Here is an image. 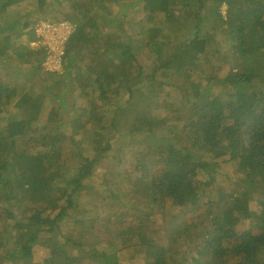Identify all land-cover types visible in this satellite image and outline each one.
I'll list each match as a JSON object with an SVG mask.
<instances>
[{"label": "trees", "instance_id": "1", "mask_svg": "<svg viewBox=\"0 0 264 264\" xmlns=\"http://www.w3.org/2000/svg\"><path fill=\"white\" fill-rule=\"evenodd\" d=\"M21 1L24 0H0V65L10 64L12 70L16 68L14 72L7 70L11 73L9 80L6 85L0 87V97L3 96L7 103L20 97L25 84L23 79L30 81L37 74L39 56L27 47L34 38L28 17L32 16L35 21L48 20L58 23L70 18L71 15V19L79 25L77 16L83 15L81 11L87 5L85 0H35L36 9L29 10L18 8ZM242 1L244 3L239 4L233 0H114L113 5L116 9L113 12L124 13L136 10L138 15L140 13L145 15L151 26L147 29L144 26H133L129 40L130 52L125 56L119 55L118 47L113 41L114 33L104 34L96 24L91 25V31L95 32L92 36L86 35L88 32H84V26L79 25L74 36L70 38L68 75L72 74L73 69L76 73L82 71L81 66L88 64L83 49L92 38L100 41L103 39L106 42L103 43L104 52L108 51L111 56L119 55V59L125 61L123 67L128 69L129 77L132 78L129 79V84L120 78L119 85L126 93L129 92L132 102L130 108L134 110L136 108V114L131 119L133 122L131 127L136 132L148 131L149 139L154 140L152 121L142 118L149 112L140 110L138 106L140 100L151 91L159 93L157 87L161 86L160 84L171 87V91L162 96L166 100L165 104L179 116L174 115L171 118L169 123L173 125H162V128L167 126L170 142L166 146L156 144L153 152L154 155L159 156L158 159L152 162L148 157L151 163H147L144 160L145 153L140 152L135 166L142 181L147 180L142 191L138 193L141 206L151 201V206L154 208H168L169 215L165 216L171 217L173 221L175 215L181 216L179 228H174L168 236V246L171 249L174 247L180 249L176 250V255H170L162 246L159 233L144 229L141 226L144 221L139 220L128 224L131 228L137 225L141 227L126 246H123V241L119 238L112 240L109 238L101 253L91 249L93 254L103 257L105 264H117L119 259L144 260L146 264H195L196 257H204L205 254L211 259V264H264V71L262 70L264 0ZM142 5L149 6L151 10L141 8ZM222 5L228 10L225 20L221 18L219 12ZM32 11L36 12L31 14ZM157 12L164 16L163 22L169 24L173 37L184 35L185 32H181L184 26L191 27L192 24L195 34L190 33L189 40L186 37L179 46V48L185 47L183 51L170 44L171 36L159 39L157 33L153 31L151 17H156ZM201 13L205 15V19L210 18L221 23L219 26L205 24L207 33L204 34L205 43L202 47L205 48L208 42L213 43L214 38L210 35L218 32L225 37L222 42L228 46L226 50L216 49L210 54L197 52V55H193L191 46L196 41L199 26L205 23L197 19ZM244 34L250 38L248 39ZM138 39L141 42L136 41ZM16 40H19L18 43ZM137 48L147 51V59L143 60L131 53ZM74 58L77 61L79 59L76 68L73 66ZM103 61L106 65V74L97 75L95 81L100 95L105 97L109 93V88L113 91L116 72L115 63L107 57V54L103 57ZM154 62L157 64L154 65ZM188 63L198 66L187 68L186 73L180 72L179 70ZM224 63H229L228 70L217 80L214 74H218ZM149 64H152L151 70L147 67ZM198 69L205 78L193 80L191 76H194L193 73ZM156 77L160 79V83L155 80ZM40 80L54 81L51 77ZM204 84H209L214 92L201 91L198 94L193 92ZM186 92L188 94L193 92V98L189 103L183 104L180 99ZM177 98L179 102H176ZM127 102L128 98L125 100V105ZM55 106L56 104H53L49 108L43 105L35 111L30 109L23 119L15 120L12 117L5 127L7 133L0 137L1 190L6 192L10 188L12 191L22 188L29 195L36 193L38 197L47 198L48 192L42 194L41 183L38 180L47 179L55 186L51 204L45 203L41 208L28 204L24 206L23 218L29 223L35 219V222L29 226L38 227L41 233L40 236L37 234V239H32L30 234L23 233L21 228L24 222L16 223L20 224L18 230L13 227L14 234L18 233L14 236L11 234V227L6 225L4 219L0 220V264H3L2 255L5 253V247L9 248L10 241H13V245L19 251L16 254L7 249V253L11 254L8 264L16 260L17 264H32L31 247L36 253L40 251L45 258L44 263L50 264L55 258L64 254V249H60L61 244L54 240L52 244L46 237H50L56 229V219L63 218L72 205L73 211L80 214L78 207L81 205V200L75 199L74 195L72 197L60 188L61 170L56 160L60 156L59 149H68V146L81 142L82 139L78 140L79 127L68 128L67 122L57 120L58 115H63ZM113 107V113L108 112L110 116H98L96 113V116H91V122L96 125L102 123L105 126L104 131L110 135L105 141L114 142L112 133L123 125L120 114L124 107H120L119 104ZM179 113L183 116L182 126L176 125L181 121ZM167 115V112H164L163 124L168 122ZM123 116L130 118L132 112H125ZM55 121H59L61 125L59 126ZM43 125V131L40 133L45 134L42 138L46 142L38 145L35 139L36 130L38 126ZM98 133V130L92 129V136L89 139H95ZM95 142L100 143L98 140ZM53 144L65 146L51 150ZM111 147L113 145L107 147L108 151ZM93 149L97 151L96 147ZM53 152V158L47 155ZM30 158H33L32 167L28 170L29 175L26 174L28 181L26 187L21 169ZM160 164H163V167ZM11 165L16 173V180L6 178V172ZM229 173L233 174L234 182L226 179ZM136 190L134 188V193ZM134 193L129 196L123 195L126 196L121 200L124 207H140L132 205ZM5 195L6 193L0 198L3 196V200L7 202ZM100 196L95 195V198L100 199ZM136 197L137 195L135 201ZM40 202L44 203L45 200L41 199ZM29 203H32L31 200ZM197 210L206 214H197L190 223L184 222L187 215ZM134 211L129 216L132 221L147 219L148 215H143L141 212L135 214ZM6 212L4 208L0 217ZM26 213L29 216H25ZM104 213L107 214V220L116 216L112 207H108ZM180 228L183 230L182 236ZM6 232V236H9L8 245L2 247L1 244L4 243L1 240ZM61 232L62 230H59V233ZM62 235L66 239L71 236L66 232H62ZM42 239L51 243L49 247L42 248ZM70 239L74 240L72 237ZM35 241L34 246L24 245ZM194 241L198 244L194 245ZM73 243L77 242L73 241ZM95 244L99 243L91 239L89 245L92 247ZM197 246H201L202 249L197 250ZM204 250H207V253H204ZM85 256L89 257V254L86 253ZM110 256H113V259L109 258Z\"/></svg>", "mask_w": 264, "mask_h": 264}, {"label": "rangeland", "instance_id": "2", "mask_svg": "<svg viewBox=\"0 0 264 264\" xmlns=\"http://www.w3.org/2000/svg\"><path fill=\"white\" fill-rule=\"evenodd\" d=\"M113 1L85 0L87 5L84 10L81 11L83 15H78L77 18L79 19V25L84 26V32H88L86 33V35L92 36L93 34H95V32L91 31L90 29L91 25L93 24H96L97 28L102 29L104 34L107 32L114 33L113 41L118 47L119 55L125 56L130 52L129 40L130 36L133 33V26H144V28L147 29V24H150V21L146 20L143 13H140L138 15L136 10H124V13L113 12L116 9V6L113 5ZM233 1L238 2L239 4L244 3L242 0ZM140 7L143 9L151 10L149 6L147 7V5H142ZM18 8H28L29 10L36 9L35 0L21 1V3L18 5ZM68 9H70V7H68ZM227 11V7L224 5H222V7L219 9L220 13H227ZM34 12L36 11H32L31 14ZM71 18L72 17L70 15V18L63 20L62 22H68L73 26V30H75L79 25L75 20ZM197 19L199 20V22L205 23H201L202 25L199 26L200 29L197 32L196 41L194 45L191 46L193 55H197V52H203L206 54L209 52L210 54L216 49H219L220 51L226 50L228 46L222 42L225 37H223V34L218 32L210 35L214 38L213 43L208 42L205 48L202 47V44L205 43L204 34L207 33L205 24L209 23L210 26H219L221 25V23L210 18L205 19V15L203 13H201L200 17H197ZM151 20L152 27L154 28L153 31L157 33L159 39L171 36L170 44L174 48L178 49L182 44V40L184 37L180 38L179 35L173 37L171 35L170 32L172 29L169 28V24H164L163 21H165V18L161 15V13L157 12L156 17H151ZM28 21L32 24L31 28L34 32V38H32L31 43L35 48V52H45L47 49V44L45 43V41L41 40L40 36L36 33V30L38 29L36 25L40 20L35 21L32 16H29ZM118 30H121L122 32H119ZM182 30L187 35L188 40L190 33L192 35L195 34L192 24L191 27L184 26ZM228 32H230L229 29ZM74 34L75 33H73V36ZM244 35L248 36L247 34ZM247 38L249 39L250 37L248 36ZM18 41L19 40H16L17 43ZM136 41L141 42L140 39ZM249 41L250 40H248V42ZM103 43L106 44L103 39L102 41H100L99 39L92 38L89 43L85 45L83 52L89 62L88 64L86 63L81 66L82 71L76 73L73 69L71 75L65 74L64 76H56L52 78L54 79V81H41V77H39L40 69L39 67H37L36 77H33L30 81L23 79V81L25 82L24 88L20 92V97L17 100H13L7 103L4 101L3 96L0 97V137L7 133L5 127L8 125V122L11 121L12 117L15 120L23 119V117L27 115L30 109L32 111H35L39 106L42 107L43 105L51 108L53 104H56L55 107H57L58 111L63 115H58L57 120L67 122L69 124L68 128L79 127V133L77 134V136L78 140L80 141L82 139V141L68 146V149H59L61 150V152L60 156L56 160V163L59 165L58 168L61 170V177L59 179L60 188L65 190L70 196L73 197L74 195L75 199L81 200V205L78 207V211L80 212V214H77L76 211H73L72 205L69 207V210H67V213L64 214L63 218H61L60 220L56 219V229L52 232L50 237H46L49 238V241H51V243L54 240L57 243L61 244L60 249H64V254L55 258L50 264H105L103 257H101L100 255L96 256L92 253L91 249L93 248L97 251H100L101 253L106 244V240H108L109 238L110 240H112L113 238H119L120 241H123V246H126L127 242L134 236V234L138 233V230L141 226L144 229L157 231L160 235L162 246L165 248V250L169 251L170 255H176V250L180 249L176 247H174V249H171L168 246V236L174 228H179V220L181 219V216L175 215V220L173 221L171 217L165 216L169 215L170 210L168 208H154V206H151V201L146 205L141 206L142 203L140 202L138 193L142 191V187L146 185L147 180L142 181L135 166L136 161L139 159L138 154L140 152H144V160L147 163H151L148 160V157H150V160L152 162L156 161L159 157H157L156 154L154 155L153 152L155 151L156 144H163L164 146H166L170 142L166 127L168 125H173L169 122H171V118L174 115H178L177 113H175V111L173 112V109L170 106L165 104L166 100L162 95H166L168 92H170L171 87L168 85L160 84L161 86L157 87V89L160 90L159 93L151 91L140 100V105L138 106L140 110H147L149 112L147 116L143 115V117H140L145 119L148 118L150 119V121H152L151 129L154 130V133L152 134L154 140L149 139L148 131H140L139 133L136 132L131 127L133 124L131 119L136 114V108L135 110L133 108H130L132 102L130 101L129 92L127 91L126 93L122 89V86L119 85L120 78L121 80H126V83L129 84V79H131L132 77H129L128 69L123 67L125 61H121L119 59V55L111 56L108 51L104 52L105 47H103ZM184 48V46L180 47L179 51H183ZM131 53L135 54L138 58H142L143 60L147 59L148 55L146 50L142 51L140 48H137V50H134V52ZM105 54H107V57L115 63L116 82H114L112 85L114 92L109 88V93L107 94V96L102 97L100 95V92L97 90L95 80L97 75L106 74V65L103 61V57L105 56ZM64 60H66L63 64L64 70L65 72H67V66L69 64L68 50L65 53ZM113 62L111 63L112 66ZM78 63L79 59L77 61L74 58V68L78 67ZM155 64H157V62H154V65ZM228 64L229 63H224L222 65V69L218 72V74H214L217 80L223 77L224 73L227 72ZM197 66L198 64L188 63L179 71L182 73H186L187 68ZM147 67H150L151 70L152 64H149ZM7 70L14 72V70L11 69L10 64L0 65V87L2 85H6V82L9 80V74L11 73ZM262 70L264 71V66ZM159 73L161 72L159 71ZM201 73L202 71L198 69L195 73H193L194 76L192 75L191 78L193 80H197L200 78L204 79L205 77L201 75ZM155 80L159 83L161 82L158 77H156ZM37 81H40L41 83ZM161 91L163 94H161ZM201 91L205 93L214 92L212 89H210L209 84H204L203 87L198 90H194L193 92L198 94ZM193 92L192 94H188L187 92L183 94L181 96L180 102H182L183 104L189 103L193 98ZM127 98L128 102L125 105V100ZM176 102H179L178 98ZM118 104L120 105V107H124L123 110H121L122 112L120 114L123 125L117 131L112 133V135H114L112 136V139L115 140L114 142L112 140L105 141L106 139L110 138V135L104 131L105 129H103L105 126H103L102 123H100L99 125L93 124L91 122V116H96L97 113L98 116L106 115L108 117L110 116L108 112H111L112 114L114 111L113 106ZM129 111L132 112V116L130 118L127 116H123L125 112ZM164 112H167L168 115L170 114L169 116H166V119L168 120L166 124L162 123L164 122ZM179 115L181 121L176 125L182 126L183 116L180 113ZM59 121L55 122H58L60 126L61 123ZM162 125L167 126L165 128H162ZM43 127L44 125L38 126V130H36L37 133L35 139L37 140L38 145H41V142L42 144L46 142L42 138V135L45 134L40 133L43 131ZM92 129L98 130L99 132L98 136L95 139H89V137L92 136ZM97 140L100 143H96L95 141ZM109 145H113V147H111V149L108 151L107 147ZM64 146L65 145L53 144L51 150H54L57 147L62 148ZM95 147L97 148V151L93 149ZM47 155L53 158L54 152L47 153ZM32 159L33 158L28 159L26 163L23 164V167L21 169V172L24 173L26 187H28L26 174L29 175L28 170L32 167ZM169 161L170 163L172 162L170 159ZM12 165L6 172V178H14V180H16V173L14 172ZM160 166L163 167V164H160ZM233 177L234 176L232 173L226 175V179L230 182H234L235 179H233ZM38 181H40L41 183L42 189L40 191L42 192V194L46 191L48 192V201L45 197H38L36 193L34 195H29L28 192L23 191L22 188L15 189L14 191H12L10 188L6 192L0 189V196H4V193H6L5 199L7 200V202L4 201L3 196L0 198V214L2 213V210L4 208H6L7 210L6 214L4 213L0 217V220L4 219L6 225L11 227V234H14V228L16 230L19 229L18 226L20 224L16 223L22 221V223L24 222L21 228L23 229V233L30 234L32 239H37V234L38 236L41 235L38 227L29 226L30 224H33L35 222V219L30 223L29 221H27V223L22 216V212L25 210V204H28V206L34 205L38 208H41L43 204H51V202L53 201L55 190L54 184L51 181H48L47 179L43 180L42 178ZM19 183H22V181H19ZM134 188L137 189L135 193ZM132 193H134L132 195V205H136L135 207L140 206L138 208H133L132 206L126 208L122 205L121 200L126 197L123 195L128 194L129 196ZM95 195H101L100 199H102L100 200L99 198H95ZM136 195L137 197L135 201ZM104 196H107V198H105ZM41 199H44L45 202L41 203ZM23 200L25 203H23ZM30 200L32 203H29ZM108 207H112L116 212V216L111 220H107V214L104 213V211H106ZM133 209H135V211ZM133 211L135 212V214L137 212H141L143 215H148V217H146L147 219H137L135 221H132L129 216L132 215ZM7 214H11V216H7ZM197 214L205 215L206 212H202L201 210L194 211L193 213L187 215V219L184 222L190 223V221L193 220L197 216ZM25 216H29V214L26 213ZM139 220L144 221V223L140 227L139 225H137L136 227L131 228V226L128 225L136 223ZM59 230L68 233V236L69 234H71L70 237H72L74 240H71L70 237L66 239L65 237H63L62 232L59 233ZM180 233V235L182 236V228H180ZM6 234L7 232L4 234L1 240L2 243H4L1 244L2 247L8 245L7 240L9 236H6ZM16 235H18V233L14 234V236ZM11 236L12 235H10V237ZM91 239L95 242H98L99 244H95L91 247L89 245ZM193 239L195 240V237H193ZM73 241H76L77 243H73ZM51 243H48V240L46 239H42V248L49 247ZM35 244L36 241L28 242L24 245L31 247ZM195 244L197 245L198 243L194 241V245ZM181 247L183 248V245H181ZM7 249L10 251H14L16 254L19 251L18 248L13 245V241H10L9 248L5 247L4 250L6 254L4 253L2 255L1 261L3 264H8L7 261L11 255L7 253ZM200 249H202V247L197 246V250ZM31 250L33 253L31 259L32 264H46L44 263L45 258L40 253V251L36 253L33 250V247H31ZM86 253L89 254V257L85 256ZM204 253H207V250H204ZM109 258L113 259V256H110ZM118 262L120 264H146L144 260L121 261L119 259L117 261V264ZM17 263L18 262L16 260L11 264ZM195 264H211V259L207 254H205L204 257L198 256L195 259Z\"/></svg>", "mask_w": 264, "mask_h": 264}, {"label": "built area", "instance_id": "3", "mask_svg": "<svg viewBox=\"0 0 264 264\" xmlns=\"http://www.w3.org/2000/svg\"><path fill=\"white\" fill-rule=\"evenodd\" d=\"M36 27L38 28L36 33L40 36V39L47 44L45 52L46 59L43 64L45 71H60L61 60L64 53V44L73 32V26L68 22L60 21L58 23H53L40 20Z\"/></svg>", "mask_w": 264, "mask_h": 264}, {"label": "clouds", "instance_id": "4", "mask_svg": "<svg viewBox=\"0 0 264 264\" xmlns=\"http://www.w3.org/2000/svg\"><path fill=\"white\" fill-rule=\"evenodd\" d=\"M225 6V5H224ZM220 15H221V18L223 19V20H225L226 19V16H227V13H225V12H221L220 13ZM45 21H48V20H45ZM148 26H147V28H149L150 27V24H147ZM75 31H76V29L75 30H73V32L70 34V36H69V38H68V40H67V42H65V44H64V53H63V57H62V60H61V69H60V71H55V72H46L45 71V69H44V66H43V64H44V61H45V57H46V54H45V52H36V55H38L39 56V65H38V67H39V69H40V74H39V77H41V78H44V77H51V78H54V77H56V76H64L65 74H67L68 75V71L67 72H65V70H64V61H66V60H64V56H65V53H66V51L68 50V44H69V40H70V38L72 37V35H73V33H75ZM181 32H183V30L181 31ZM182 37H184L183 38V40H182V42H184L185 41V39H186V37H187V35L186 34H184V35H180V38H182ZM27 47H28V49H30L31 51H33V52H35V48H34V46H33V44L31 43V42H29L28 44H27ZM36 76H37V74H36Z\"/></svg>", "mask_w": 264, "mask_h": 264}]
</instances>
